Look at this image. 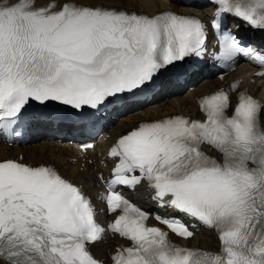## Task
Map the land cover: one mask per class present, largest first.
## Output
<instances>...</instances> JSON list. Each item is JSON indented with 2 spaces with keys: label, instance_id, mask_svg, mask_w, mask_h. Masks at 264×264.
Segmentation results:
<instances>
[{
  "label": "snow or ice",
  "instance_id": "obj_1",
  "mask_svg": "<svg viewBox=\"0 0 264 264\" xmlns=\"http://www.w3.org/2000/svg\"><path fill=\"white\" fill-rule=\"evenodd\" d=\"M185 6L212 11L0 0V137L19 138L34 122L94 126L114 101L210 68L226 74L240 58L264 68V44L253 46L264 40V0ZM239 85L198 97V117L142 122L110 146L100 161L108 175L96 177L106 225L54 165L0 159V264H264V98ZM142 188L164 214L125 194ZM198 225L216 249L191 244ZM114 237L126 243L98 258L93 248Z\"/></svg>",
  "mask_w": 264,
  "mask_h": 264
},
{
  "label": "bare ground",
  "instance_id": "obj_2",
  "mask_svg": "<svg viewBox=\"0 0 264 264\" xmlns=\"http://www.w3.org/2000/svg\"><path fill=\"white\" fill-rule=\"evenodd\" d=\"M117 2H119V0H117ZM124 2L127 4L129 8L136 6V9L138 11L148 12L149 14H154L158 11L171 7L174 9H178L181 12L203 15L201 7H177L175 4L169 3L167 0H124ZM238 75L239 76L237 80L244 79L247 77L249 78V73L246 70L245 66H242L240 68V70L238 71ZM255 87L256 85L252 84V88ZM208 89L209 88L207 85H203L201 87L202 92ZM187 96L178 97L175 99L171 98L164 101L160 100L138 113L123 117L115 127H113L106 135H104L107 137V140L105 141L104 144L113 143L117 137L129 131L132 127L139 126V123L141 122L149 121L152 119H160L166 115H172L176 113L178 110L190 114H194L196 112L195 104L192 101H189ZM65 146L66 145H64V147ZM27 149L31 151L33 155H30ZM27 149L21 148V149L9 150L8 152H6V147L0 146V159L7 158L9 156L19 157L20 153H22L25 156L26 160L28 161H35V160L43 161L50 159L51 152H53L52 151L53 148L51 147V145L45 141L37 142L36 144L29 146ZM74 168L76 169V167ZM94 169L95 166L86 169L85 172L83 173L84 177L92 181L95 178V173L93 171ZM140 199L141 202L148 203L147 198H145L143 193ZM203 234L206 235L207 237L206 239H203V236L200 235L199 244L202 246H207L210 249L214 248L216 246V242L212 236V233L208 232Z\"/></svg>",
  "mask_w": 264,
  "mask_h": 264
}]
</instances>
